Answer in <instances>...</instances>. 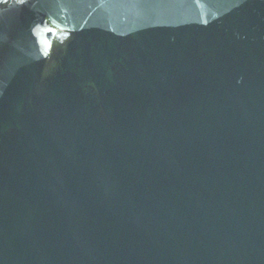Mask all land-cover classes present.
I'll use <instances>...</instances> for the list:
<instances>
[{
  "label": "water",
  "instance_id": "95a60500",
  "mask_svg": "<svg viewBox=\"0 0 264 264\" xmlns=\"http://www.w3.org/2000/svg\"><path fill=\"white\" fill-rule=\"evenodd\" d=\"M0 264H264V0H0Z\"/></svg>",
  "mask_w": 264,
  "mask_h": 264
}]
</instances>
